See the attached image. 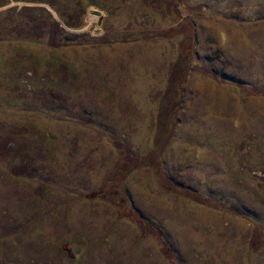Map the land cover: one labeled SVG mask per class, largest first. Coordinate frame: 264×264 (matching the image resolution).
Listing matches in <instances>:
<instances>
[{
    "label": "rangeland",
    "instance_id": "rangeland-1",
    "mask_svg": "<svg viewBox=\"0 0 264 264\" xmlns=\"http://www.w3.org/2000/svg\"><path fill=\"white\" fill-rule=\"evenodd\" d=\"M0 264H264V0H0Z\"/></svg>",
    "mask_w": 264,
    "mask_h": 264
}]
</instances>
